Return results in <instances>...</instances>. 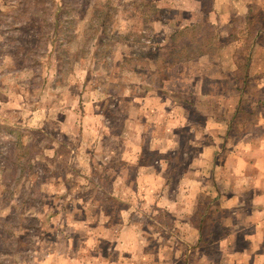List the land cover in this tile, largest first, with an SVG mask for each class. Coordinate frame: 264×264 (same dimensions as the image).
I'll list each match as a JSON object with an SVG mask.
<instances>
[{
  "label": "rangeland",
  "instance_id": "374dc122",
  "mask_svg": "<svg viewBox=\"0 0 264 264\" xmlns=\"http://www.w3.org/2000/svg\"><path fill=\"white\" fill-rule=\"evenodd\" d=\"M201 1L207 9L210 0ZM178 4L186 6L174 0H0V264H223V248L243 245L227 222L210 214L203 238L188 250V233L172 214L140 206L163 188L172 202L200 149L186 121H160L174 110L201 129L199 97L188 86L179 92L183 83L174 74L190 57L216 49L184 44L188 32L174 35L168 23ZM202 80L203 91L216 94L211 115L225 121L226 150L262 137V77ZM226 97L240 108L223 110ZM175 132L180 143L159 150ZM226 153L218 148L214 162H224ZM132 157L154 174L138 177ZM148 175L170 184L149 183ZM115 182L127 189L114 196ZM136 183V210L129 213L125 202ZM197 198L207 202L210 195ZM125 221L147 235L144 252L119 248L142 244L122 230ZM159 249L162 255L154 253Z\"/></svg>",
  "mask_w": 264,
  "mask_h": 264
},
{
  "label": "crops",
  "instance_id": "0c3cea01",
  "mask_svg": "<svg viewBox=\"0 0 264 264\" xmlns=\"http://www.w3.org/2000/svg\"><path fill=\"white\" fill-rule=\"evenodd\" d=\"M174 2L186 3V6L173 5L176 16L168 25L172 27L174 35L181 36L182 33L188 32L190 37L184 44L215 46L216 49H206L190 57L183 64L177 66L178 72L174 74L175 80L180 79L183 83L179 87V92L185 91V86H188L190 92L195 94L197 99L199 97L196 106L200 110L197 112L202 120L198 124L203 129L196 131L197 120L186 117L182 112H173L174 110H169L164 117H160V121L167 126H180L186 121L192 130L189 131L193 134L191 136H194L193 145L199 146L200 149L197 155L190 160V166L183 170L177 185L179 195L172 202H169L170 199L167 198L163 188V194L160 197H155L150 204L146 202V206L144 202L140 203L139 201L140 206L147 211L158 209L161 213L172 214L175 219L174 223L183 225L182 232L188 233L183 235L185 236L183 240L187 249L192 251L200 242V237L203 238L202 230L207 229V222L211 221L210 214H213L214 221L219 218L220 223L227 222L226 226H233L232 228L227 227L228 232H232L236 235V239L243 242L240 247L226 246L222 249L223 264H264V129L261 138L244 140L240 145L242 149L236 150L230 147L226 150V144L230 138L226 131L225 121L222 117L214 118L211 115L215 104L213 105L211 102L210 96L214 93L206 90L205 84L203 91L199 82L208 78H220L227 81L235 77L244 79L246 76H254L262 77V87L264 88V20H262L264 19V0H210L207 9L202 8L201 0H174ZM182 38L185 39L183 36ZM178 42L179 39L175 40V44H179ZM245 49V53L241 55ZM187 80L188 83H184ZM219 90L221 93H227L222 87ZM169 92L166 90L163 93L168 94ZM240 93L239 88L232 95L238 98ZM228 98L226 97L227 100ZM186 103V101H182L176 103L175 106L179 107ZM230 106L233 109L240 108L238 102L230 103L228 100L223 110L226 107L229 109ZM221 107V104L220 106L216 104L217 109ZM257 124L264 128V115L257 119ZM180 138L181 136L177 132L166 136L162 142H159L161 144L159 150L164 152L167 150L163 149L165 145L167 148L168 145L180 143ZM202 141L204 142L201 144ZM218 148H221L223 153L227 151L225 161L219 165L214 162V155ZM132 160H136L135 164H129L138 171V177L148 173L154 174L148 164H141L133 157ZM200 175L205 176L203 182L200 181ZM147 180L150 181L149 183L156 180L161 186L169 183V179L163 181L160 178L158 181L149 175ZM120 184L113 183L112 194L114 196L118 194L117 191L122 194V191L127 189L125 185ZM186 184L189 187L188 194L184 187ZM134 186V196L130 191L125 193L127 197L132 196L125 202L129 213L136 210L134 206H136L138 197L139 183ZM202 192L210 195L209 201L201 202L197 198ZM149 196L150 192L146 199ZM94 206L96 205L94 204ZM90 211L87 209L86 219L88 216L92 219L95 214ZM124 223L122 230L127 232L131 238H141L142 244H127L119 248L130 249L127 251L131 254L142 250L144 252L147 247V235L141 234L135 226L131 227L135 224L137 227L138 223L130 224L128 221ZM83 226L84 222L81 223V227ZM103 229L107 230L108 228ZM68 243L69 249L72 239H69ZM162 252V249L154 251L157 255H162ZM138 257L140 259V256ZM132 258L131 260H133ZM138 259L135 260L138 261ZM156 260L159 259L156 258ZM151 261L153 260L151 259ZM59 262L63 264V261Z\"/></svg>",
  "mask_w": 264,
  "mask_h": 264
},
{
  "label": "trees",
  "instance_id": "16d2710c",
  "mask_svg": "<svg viewBox=\"0 0 264 264\" xmlns=\"http://www.w3.org/2000/svg\"><path fill=\"white\" fill-rule=\"evenodd\" d=\"M68 207H69L70 210H72V209L70 208V205H69ZM91 207H93V209H90V210H91L92 212H94L93 210L96 209V206L94 207V205H92ZM91 211H90V212H91ZM71 218H72V221H71V222L74 223L75 221H74L73 217H71ZM75 227H78V225H76Z\"/></svg>",
  "mask_w": 264,
  "mask_h": 264
}]
</instances>
